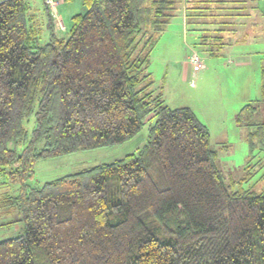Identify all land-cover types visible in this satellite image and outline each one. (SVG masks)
Listing matches in <instances>:
<instances>
[{"label":"trees","instance_id":"trees-1","mask_svg":"<svg viewBox=\"0 0 264 264\" xmlns=\"http://www.w3.org/2000/svg\"><path fill=\"white\" fill-rule=\"evenodd\" d=\"M43 2L44 25L32 0H0V174L17 185L0 205L24 223L0 240V264H264V189L227 179L206 123L153 88L179 1L82 0L60 32ZM183 2L184 35L201 43L249 15L248 1ZM152 118L137 150L30 184L40 160L123 144Z\"/></svg>","mask_w":264,"mask_h":264},{"label":"rangeland","instance_id":"rangeland-1","mask_svg":"<svg viewBox=\"0 0 264 264\" xmlns=\"http://www.w3.org/2000/svg\"><path fill=\"white\" fill-rule=\"evenodd\" d=\"M32 1L38 7L36 19L46 24L47 10L43 0ZM55 1V11L51 10L56 31L60 32L69 28L73 15L84 11L85 7L82 0ZM175 1L179 2L172 23L152 54L149 71L155 80L153 88L166 104L189 106L210 125L211 146L218 151L217 164L227 179L230 176L244 188L261 191L264 189V0H245L250 5L248 17H231L233 24L223 32L222 44L215 40L201 43L200 31L190 30L191 25L184 35L181 18L186 0ZM48 37L49 30H46L42 40L47 41ZM191 50L199 53L204 66L196 74L192 71L184 75L180 73V65ZM241 56L246 58L247 65L227 64ZM192 77L194 83H191ZM249 102L257 106L254 116L247 123L238 122L237 113ZM154 122L155 118L149 120L135 138L123 144L40 160L29 182L32 186L42 185L63 175L122 158L147 142L149 126ZM246 172L252 175L245 179ZM16 191L17 185L0 174V199L6 192L14 194ZM20 217L17 208L0 205V240L24 230V223L18 221Z\"/></svg>","mask_w":264,"mask_h":264},{"label":"crops","instance_id":"crops-1","mask_svg":"<svg viewBox=\"0 0 264 264\" xmlns=\"http://www.w3.org/2000/svg\"><path fill=\"white\" fill-rule=\"evenodd\" d=\"M245 1V0H244ZM62 21H63V19H61ZM64 22V21H63ZM182 24V23H181ZM185 33V25L183 26V34ZM247 60H246V58L244 57V56H241L240 57V59L239 60H230V61H228V63L227 64H229V65H231V62L232 63H239V65L238 66H242V65H247L248 63L246 62ZM190 61H189V55H185V59H184V62H182L181 63V65H180V73H182V74H184V75H188L189 73H191L192 72V69L190 68ZM263 95H264V87H263ZM243 101H246V100H243L242 99V102ZM252 101V100H251ZM254 101H258L259 102V100H254ZM238 114V113H237ZM237 117V116H236ZM238 121V120H237ZM239 122V121H238ZM204 123H206V122H204ZM206 125L209 127V129H210V125L209 124H207L206 123Z\"/></svg>","mask_w":264,"mask_h":264},{"label":"built area","instance_id":"built-area-1","mask_svg":"<svg viewBox=\"0 0 264 264\" xmlns=\"http://www.w3.org/2000/svg\"><path fill=\"white\" fill-rule=\"evenodd\" d=\"M45 1H46V3H48L50 5L52 10L55 11V8L57 6L56 5L57 2L55 0H45ZM61 24H62V26H64L62 20H61ZM190 63H191L192 70L194 73L200 71L204 66L203 58L199 55V53L196 50L192 51V53L190 55Z\"/></svg>","mask_w":264,"mask_h":264},{"label":"bare ground","instance_id":"bare-ground-1","mask_svg":"<svg viewBox=\"0 0 264 264\" xmlns=\"http://www.w3.org/2000/svg\"><path fill=\"white\" fill-rule=\"evenodd\" d=\"M204 61V60H203ZM193 71V70H192Z\"/></svg>","mask_w":264,"mask_h":264}]
</instances>
